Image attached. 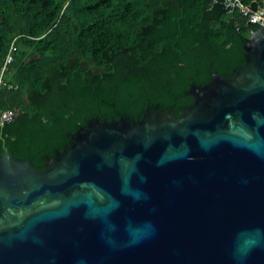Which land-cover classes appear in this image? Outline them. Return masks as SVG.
Returning <instances> with one entry per match:
<instances>
[{"label": "water", "instance_id": "1", "mask_svg": "<svg viewBox=\"0 0 264 264\" xmlns=\"http://www.w3.org/2000/svg\"><path fill=\"white\" fill-rule=\"evenodd\" d=\"M258 25L244 67L193 83L181 116L90 124L42 171L4 146L0 264H264Z\"/></svg>", "mask_w": 264, "mask_h": 264}, {"label": "trees", "instance_id": "2", "mask_svg": "<svg viewBox=\"0 0 264 264\" xmlns=\"http://www.w3.org/2000/svg\"><path fill=\"white\" fill-rule=\"evenodd\" d=\"M263 8L264 0H240ZM259 25L224 0H0L4 146L38 171L90 124L181 116L212 74L244 67Z\"/></svg>", "mask_w": 264, "mask_h": 264}, {"label": "built area", "instance_id": "3", "mask_svg": "<svg viewBox=\"0 0 264 264\" xmlns=\"http://www.w3.org/2000/svg\"><path fill=\"white\" fill-rule=\"evenodd\" d=\"M224 5L227 8L228 6H231V9L228 11H239L243 16L248 17L249 21L257 22L258 24H263V17H260L259 14L264 15V9L263 8H252L251 6L244 5L240 0H224ZM258 18L262 19V21H259ZM15 50L14 43H12L8 54L3 60V63L0 66V87H2L5 83V74L8 68V65L13 60V51ZM11 115H16L15 112L11 110H6L1 113V116L5 119ZM0 116V117H1Z\"/></svg>", "mask_w": 264, "mask_h": 264}, {"label": "bare ground", "instance_id": "4", "mask_svg": "<svg viewBox=\"0 0 264 264\" xmlns=\"http://www.w3.org/2000/svg\"><path fill=\"white\" fill-rule=\"evenodd\" d=\"M264 24V23H263Z\"/></svg>", "mask_w": 264, "mask_h": 264}]
</instances>
